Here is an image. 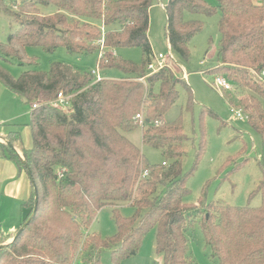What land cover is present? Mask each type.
<instances>
[{
	"label": "trees",
	"instance_id": "16d2710c",
	"mask_svg": "<svg viewBox=\"0 0 264 264\" xmlns=\"http://www.w3.org/2000/svg\"><path fill=\"white\" fill-rule=\"evenodd\" d=\"M153 1L0 0V15L17 26L6 41L0 40V82L27 103L37 104L29 121L32 147L24 148L19 132L6 137L26 161L8 144H0L20 169L28 165L34 181L24 203L21 233L16 238L18 230L0 236V264H72L80 250L89 254L87 264H102L104 249L111 250L110 264H122L139 255L151 230H156L155 251L162 264H195L187 231L196 213L202 215L205 244L219 264H264V160L259 162L262 177L254 191L262 198L259 206L206 203L204 193L194 206L187 201L192 194L187 180L206 149L205 127L194 165L185 172L191 138L185 133L183 110L193 111V90L167 65L154 73L148 70ZM216 1L210 5L204 0H169L168 42L174 53L188 60L189 44L205 24L187 19L186 13H221L218 63L208 73L225 77L237 90L250 91L238 99L230 90L228 97L231 105L243 109L264 145V5L256 0ZM49 6L54 12H42L41 7ZM101 45L109 51L100 56V72L117 69L124 77L97 81L92 72L62 62H53L48 71L26 70L14 77L3 64L12 58L20 65L33 62L27 56L29 47L93 53ZM121 47L141 48L142 62L111 51ZM179 85L186 91V106L175 120L166 121L180 97ZM60 92L71 97L68 109L53 104ZM139 126L143 144L159 149L162 163L151 164L127 137ZM246 163L235 162L234 168ZM123 204L133 208L131 217L121 214ZM107 205L113 207L116 233L108 238L89 234Z\"/></svg>",
	"mask_w": 264,
	"mask_h": 264
},
{
	"label": "rangeland",
	"instance_id": "374dc122",
	"mask_svg": "<svg viewBox=\"0 0 264 264\" xmlns=\"http://www.w3.org/2000/svg\"><path fill=\"white\" fill-rule=\"evenodd\" d=\"M168 1H153V6L150 9V29L148 34L153 53L157 55L160 53L165 55L172 53L171 58L167 59L165 64H168L176 76L182 77L187 81L193 90L195 105L192 112H188L184 108L188 97L182 85H179L180 97L165 115L166 121H173L184 108L185 133L191 138L183 163L185 172L189 171L194 165L196 151L201 143L202 126L205 127L206 133V149L202 152L196 169L187 180V186L192 191L187 201L194 206L198 204L200 197L204 193L203 200L206 203L216 202L233 206H259L262 203V198L260 194H255L254 191L262 177L259 162L264 160V145L261 136L249 126L246 120L232 119L231 107L235 105L230 103L229 91L223 93L218 90L213 85L216 75L208 73V70L214 68L218 63L221 13L219 12L211 17L186 13L187 19L202 20L205 27L190 42V57L188 60H184L171 50L168 42L166 31L167 13L165 9ZM204 1L210 5H217L216 0ZM256 2L264 5V0H256ZM41 9L44 13H51L55 10L54 7L50 6L41 7ZM16 28L17 26L12 24L8 16L0 15L1 41H6L7 36L15 31ZM101 44H103L102 41ZM106 51H109V49L103 45H101L100 51L93 53L69 52L64 47H59L53 52H48L41 47H29L27 56L34 59L33 62L20 65L17 59L12 58L9 62H4L3 64L14 77H19L26 70L48 71L53 62H62L82 71L92 72L98 71L100 56H103ZM111 51L114 55H119L124 59L137 63L142 62L143 53L139 47H121ZM153 62L157 63L155 59ZM101 75L102 77L107 76L116 79L125 76L122 71L117 69L106 70L105 75L102 72ZM186 75L188 79L187 77L185 78ZM230 92L232 95H236L238 99L242 96L250 95V91L247 88H241L240 90L233 88ZM262 102L264 105V99H262ZM209 110L214 112L216 116L209 113ZM25 119L26 117L17 122L20 125H24ZM6 126L8 125L6 124ZM126 135L141 149L151 164L162 163L163 156L161 151L143 144L141 126ZM243 159H247V163L239 169H235V162L240 163ZM2 205L0 204V207ZM119 209L125 217H131L134 213L133 208L129 204H123ZM20 210V205H17L15 216L20 214ZM3 212V207H1V217H4ZM194 215L187 231L189 256L194 260L195 264H219L218 260L211 256V250L205 244L200 228L202 215L200 213ZM116 231L117 226L113 218V207L107 205L98 212L95 221L87 232L108 238L112 237ZM6 243L8 241L2 245ZM155 245L156 230H151L144 240L139 255L124 260L122 264H162L161 258L156 254ZM110 253L111 250L109 249L101 251L102 264H110ZM88 255V253L80 250L75 258L83 259L87 264Z\"/></svg>",
	"mask_w": 264,
	"mask_h": 264
},
{
	"label": "crops",
	"instance_id": "0c3cea01",
	"mask_svg": "<svg viewBox=\"0 0 264 264\" xmlns=\"http://www.w3.org/2000/svg\"><path fill=\"white\" fill-rule=\"evenodd\" d=\"M31 110V104L0 82V144H7L6 137L10 133L19 132L24 148L32 147V132L29 126ZM25 117L24 125H20L17 121ZM15 150L25 159L20 149ZM6 154L0 145V204H3L1 207L4 210V217L0 216V236L19 230L27 214L24 203L30 198L33 189L27 169H20ZM17 205H20L21 210L20 214L15 216ZM12 240L13 238L8 240V243Z\"/></svg>",
	"mask_w": 264,
	"mask_h": 264
},
{
	"label": "built area",
	"instance_id": "2783aa9c",
	"mask_svg": "<svg viewBox=\"0 0 264 264\" xmlns=\"http://www.w3.org/2000/svg\"><path fill=\"white\" fill-rule=\"evenodd\" d=\"M102 42H104V40H101ZM172 53H169L167 55L160 53V54H155L153 53L152 56V61L148 64V70L152 73V72H156L158 70H160L161 68H163L164 66H168V64H165V61L169 58H171ZM156 60L157 63H154L153 60ZM92 73L96 76V80L100 81L103 79L101 72L99 71H92ZM204 73V72H203ZM187 77V75L185 76V78ZM213 85L220 91L224 92H228L230 90H232V84L223 76L218 75L215 77ZM70 96H66L64 95L62 92H60L56 98V100L53 102L54 106L58 107V108H62V109H68L71 106V101H70ZM37 107V104H33L32 108ZM231 113H232V119L237 118L239 120H247L246 114L243 111V109L232 106L231 107ZM137 117L140 118L141 120V124L143 125L144 123V118L142 115L138 114ZM144 175H148V172H144ZM72 264H85L83 259H79V258H75Z\"/></svg>",
	"mask_w": 264,
	"mask_h": 264
},
{
	"label": "water",
	"instance_id": "95a60500",
	"mask_svg": "<svg viewBox=\"0 0 264 264\" xmlns=\"http://www.w3.org/2000/svg\"><path fill=\"white\" fill-rule=\"evenodd\" d=\"M7 144H8L9 146H11L12 148L15 149V147H13V145H12L9 141H7ZM23 161L25 162L26 160L23 159ZM26 167H27L28 174H29V176H30V178H31L32 184H34L33 178L31 177V171H30L28 165H26ZM35 190H36V197H37V188H36V187H35ZM30 221H31V218L27 221V224H28ZM23 228H24V227H22V228H20V229L18 230V232L16 233L15 238L21 233V231H22ZM13 239H14V238H13Z\"/></svg>",
	"mask_w": 264,
	"mask_h": 264
}]
</instances>
